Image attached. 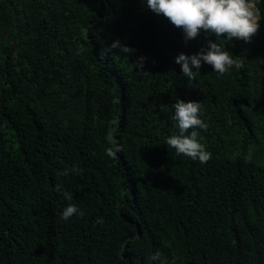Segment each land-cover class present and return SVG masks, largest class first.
Masks as SVG:
<instances>
[{
	"label": "trees",
	"instance_id": "trees-1",
	"mask_svg": "<svg viewBox=\"0 0 264 264\" xmlns=\"http://www.w3.org/2000/svg\"><path fill=\"white\" fill-rule=\"evenodd\" d=\"M259 5L249 43L217 41L244 67L189 80L175 57L215 36L185 44L146 0H0V264H264ZM177 99L202 104L205 164L165 143ZM68 203L83 217L61 219Z\"/></svg>",
	"mask_w": 264,
	"mask_h": 264
},
{
	"label": "clouds",
	"instance_id": "clouds-1",
	"mask_svg": "<svg viewBox=\"0 0 264 264\" xmlns=\"http://www.w3.org/2000/svg\"><path fill=\"white\" fill-rule=\"evenodd\" d=\"M259 2L261 3L262 0ZM146 5L150 11L163 16L173 27L180 29L183 32L185 44L196 39L201 32L215 36L216 39L207 40L206 48H201L197 54L187 56L180 53L175 57V63L181 66L182 74L189 80L194 79L200 72L202 63L211 66L212 70L221 76L228 73L230 69H242L244 60L239 56L234 57L217 41L223 37L228 41L242 40L249 43L260 28L261 13L256 7L255 0H146ZM110 48H118L121 52L128 54L134 51L120 44L119 41L113 42ZM145 60V57H139L130 65L133 70L142 72ZM193 68L196 69L195 72ZM171 107L174 109L172 119L176 121L178 131L165 138L166 145L178 156L190 158L201 164L207 163L212 158V154L206 149V145L201 143L200 132L197 131L207 129V124L201 118L202 104L177 99ZM107 144L109 146L105 149V154L109 158L117 159V153H121L124 148L116 139L115 131L107 136ZM83 171L78 165H73L62 175L67 176L69 172L80 175ZM56 191L61 192L68 201L73 199L72 194L63 192L60 185L56 186ZM73 215L83 217L84 212L77 205L68 203L61 214V219L67 221ZM94 223L103 224V218H98ZM259 250L264 254L262 248ZM149 260L168 264L159 250L150 254Z\"/></svg>",
	"mask_w": 264,
	"mask_h": 264
},
{
	"label": "crops",
	"instance_id": "crops-1",
	"mask_svg": "<svg viewBox=\"0 0 264 264\" xmlns=\"http://www.w3.org/2000/svg\"><path fill=\"white\" fill-rule=\"evenodd\" d=\"M259 3H260L259 0H255L256 7H257L258 9L260 8V7H259V6H260ZM262 8H263V7H262ZM262 10L264 11V9H262Z\"/></svg>",
	"mask_w": 264,
	"mask_h": 264
},
{
	"label": "built area",
	"instance_id": "built-area-1",
	"mask_svg": "<svg viewBox=\"0 0 264 264\" xmlns=\"http://www.w3.org/2000/svg\"><path fill=\"white\" fill-rule=\"evenodd\" d=\"M262 4H263V6H264V0H262Z\"/></svg>",
	"mask_w": 264,
	"mask_h": 264
}]
</instances>
